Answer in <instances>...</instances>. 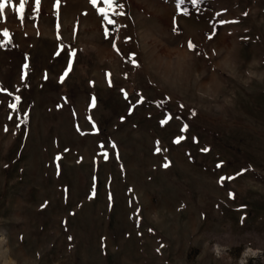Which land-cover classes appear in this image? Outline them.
<instances>
[{
	"label": "rangeland",
	"instance_id": "rangeland-1",
	"mask_svg": "<svg viewBox=\"0 0 264 264\" xmlns=\"http://www.w3.org/2000/svg\"><path fill=\"white\" fill-rule=\"evenodd\" d=\"M119 3L124 8L118 10L126 15L117 22L127 26L117 34L119 53L103 36L101 18L89 0H62L59 41L50 0H45L38 28L28 19L30 11L23 23L11 7L0 17V87L12 97L21 96L17 113L7 107L12 97L0 92L4 247L11 248L18 264H227L210 252L221 244L229 247L231 264H237L249 247L258 254L247 264H264V82H243L254 57L264 62V0H203L199 11L189 4V15L176 17L179 35L172 31L175 0ZM85 11L87 17L81 15ZM217 12L222 15L216 17ZM77 19L79 33L74 38ZM219 19L240 23L219 27L218 38L208 41L209 21L215 24ZM5 29L8 37L3 36ZM125 37H130L127 43ZM188 40L201 55L188 50ZM60 44L66 47L57 56ZM69 49H76L77 55L61 85ZM230 50L238 65L233 76L217 66ZM25 54L27 70L22 69ZM178 55L185 56L188 65L181 82L162 86L155 71L159 62L175 61ZM133 59L139 67L133 66ZM24 71L27 75L21 80ZM254 71L264 73V63ZM106 73H111L112 87ZM209 81L217 82L215 101L198 94L206 91L203 86ZM137 92L145 103L128 116L130 104L139 99ZM92 94L98 105L89 110ZM58 104L64 106L58 110ZM191 109L197 111L193 118ZM25 111L29 119L17 128L15 117H23ZM165 112L173 119L162 127ZM177 115L184 120L175 119ZM89 117L99 134H80L93 131ZM183 122L189 128L181 133ZM4 125L10 129L7 134ZM177 135L186 136L180 145L172 143ZM205 147L208 153L201 152ZM220 161L223 167L217 169ZM165 162H170L167 169L162 167ZM242 168L249 171L220 186V175ZM94 177L97 194L90 200ZM230 191L235 199L229 198Z\"/></svg>",
	"mask_w": 264,
	"mask_h": 264
},
{
	"label": "snow or ice",
	"instance_id": "snow-or-ice-1",
	"mask_svg": "<svg viewBox=\"0 0 264 264\" xmlns=\"http://www.w3.org/2000/svg\"><path fill=\"white\" fill-rule=\"evenodd\" d=\"M89 4L92 6V8L95 10L96 16L100 19V24L103 30V36L105 37V39L109 40L111 43V47L113 50L117 51L119 53L120 49L117 47V40L119 39L118 37V33L121 29V27H127L126 25H120L117 22V18L119 17H124L126 15V13L122 10H118V9H123L124 8V4L119 3V0H89ZM191 5L192 8L197 9V11H199V7L203 4V0H175V8H176V16H174L173 18V25H172V31L174 33H176L177 35L180 34L179 32V26L177 24V20L176 17L179 16H188L189 15V8L187 7V5ZM50 6H51V10H52V14L56 19V24H55V29H56V36H57V40H60V30H61V23H60V18H61V7H62V0H50ZM11 7L13 12L16 14L17 19L23 23L24 19H25V15L27 12H31V15L28 16V19L35 21L36 24H34V27L38 28V24H39V19L41 17L42 12L45 11V0H0V17L3 16L5 9ZM82 16L87 17L88 16V12H82L81 13ZM222 15V12H217L215 13L216 17H220ZM249 15V13L247 11H245L243 13L244 17H247ZM209 23L212 25L211 31L210 33L206 34V39L208 41H213L215 38H218V28L225 26V25H229V24H237L240 23L239 20L237 19H233V20H226V19H219L215 22V24H213V22L210 20ZM79 26H80V21L79 19H77L75 25L73 26V37L76 38L78 33H79ZM111 26V30L110 27ZM9 33L8 31L5 29L3 31V36L4 37H8ZM37 35H39V31H37ZM229 35H231V33H229ZM242 39H247V37H242ZM130 40V37H125V43H127ZM3 46V45H0ZM66 46L63 44H60L58 46L56 55L59 56L61 54V52L64 50ZM187 48L189 51H194L196 52L197 55H201V53H199L197 51V46L191 41L188 40L187 42ZM213 54L215 55V50H213ZM77 55V50L76 49H69L68 51V56L69 59L67 61V66L65 68V70L63 71V73L60 75L58 83L63 85L65 83L66 78L69 77V74L73 71V64H74V58ZM133 56L135 54H132ZM203 55L207 56V53H204ZM133 66L134 67H139L140 65L136 62L135 59H133ZM29 67L28 64V56L27 54H25V62L22 65V69L23 70H27ZM27 75V72L24 71L21 75V80H24L25 76ZM106 76L108 77V86L112 87L113 86V82L111 80V73H106ZM125 78H127V74H125ZM44 79L45 82H47L48 80V74L47 72H45L44 75ZM90 86H94V82L93 81H89ZM19 90V89H17ZM0 92H7L8 96L12 97V93L8 92L7 89L0 87ZM121 92L124 96L125 100L129 99V94L127 93V91H125L123 88L121 89ZM136 95L139 97V99L136 100L135 104H130V107L128 108L127 111V115L131 116L134 112V110L139 106L145 103V97L142 95V93L137 92ZM64 102V104L69 103V98L67 97H62L61 98ZM166 99L171 100V97H166ZM12 100H14V102H9L7 104V107L9 109H11L13 112H17L19 113V109H18V105L21 103V96L17 95L12 97ZM98 105V98L92 94L90 97V103H89V110L94 109L95 107H97ZM64 105L63 104H58L57 105V109H61ZM156 106L157 107H161L162 103L161 102H156ZM179 108L181 109V111L184 110L185 105L183 103H181L179 105ZM75 116V112L73 113ZM197 115V111L195 109H191L190 110V116L189 118H193ZM14 119L13 115L10 113L8 116V120L12 121ZM17 123H16V127L20 128L22 124H25L28 119H29V112L25 111L23 113V117L19 116V114H17V116L15 117ZM125 117L121 116L120 120L121 122L125 121ZM173 119V116L171 113L165 112V116L164 119H162L160 121L161 126L163 127L164 125L168 124L171 120ZM175 119L183 121L184 117L182 115H177L175 117ZM89 121L92 125V129L93 131L91 133H83L81 132V135H87V134H92V135H96L99 134V127L98 125L92 120L91 117H89ZM189 128V124L187 122H183L182 126L180 128V132L184 133L188 130ZM3 131L5 132V134H7L10 129L7 125H4ZM77 131H80L79 127L77 128ZM15 134V133H13ZM25 137H27V132L25 131L24 133ZM186 139V136L184 135H177L176 137H174L172 143L175 145H180L184 140ZM193 142L194 143H198V140L196 138H193ZM157 147L155 148V153L159 154L161 152V148L159 147L160 142L157 140L156 141ZM100 147H104L103 144L100 145ZM110 147L112 149H116L117 145L114 142H110ZM67 151V149L65 150ZM210 151V148L205 147L201 149L202 153H208ZM100 155H103L105 160L108 159V154L106 152L100 153ZM187 155L189 156V159L192 160V156L191 153H187ZM61 159L60 156L56 157L57 160V172L59 174V160ZM165 161H167V157H165ZM223 161H220L216 164V168L217 169H221L223 167ZM170 166V162H165L163 163L162 167L164 169L169 168ZM5 167L7 168L8 165H5ZM249 171L248 168H242L239 171L230 174V175H220L218 178V183L220 184L221 187L224 186L225 181L228 182H232L235 181L237 179H239L240 177L244 176L247 172ZM65 191L67 192V189H65ZM96 178H93V187H92V191L89 195V199H94L96 197ZM229 198L230 199H235V194L232 193L231 191L228 193ZM112 194L109 193L108 199L109 202L111 204L112 201ZM48 204V201H45L43 204H41V209H44ZM243 207V206H242ZM141 209L137 208L136 213V224L139 227L140 226V214ZM245 217H241V225L243 226ZM151 231V229L149 230ZM21 240H23V237H20ZM69 240H72V237L69 236L68 237ZM163 247V245H162ZM160 249H157V252H159Z\"/></svg>",
	"mask_w": 264,
	"mask_h": 264
},
{
	"label": "clouds",
	"instance_id": "clouds-1",
	"mask_svg": "<svg viewBox=\"0 0 264 264\" xmlns=\"http://www.w3.org/2000/svg\"><path fill=\"white\" fill-rule=\"evenodd\" d=\"M260 63L257 58H253L248 67L244 71V83H251V79L255 78L264 82V73H257L255 68L259 67ZM186 57L178 55L175 61L161 60L156 68V74L160 77L162 86H167L173 82L180 83L181 77L184 75L185 67H187ZM218 67L224 71L227 75L233 76L237 71L238 65L233 60L231 50L226 54L219 62ZM216 83L209 81L203 87L206 91H199L198 94L201 97H205L210 101H215L218 98L219 92L216 89ZM7 244V237L0 236V264H18L16 256L12 253L11 248H5ZM210 252L217 260H225L227 264H231L232 258L228 255L229 247L227 245L216 244L210 249ZM258 254V250L253 248H245L242 250L240 257L237 259V264H247L249 258L255 257Z\"/></svg>",
	"mask_w": 264,
	"mask_h": 264
}]
</instances>
